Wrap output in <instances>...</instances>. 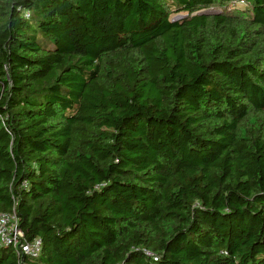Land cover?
I'll return each mask as SVG.
<instances>
[{"label":"trees","instance_id":"16d2710c","mask_svg":"<svg viewBox=\"0 0 264 264\" xmlns=\"http://www.w3.org/2000/svg\"><path fill=\"white\" fill-rule=\"evenodd\" d=\"M233 1L0 0V213L35 263L264 264V0Z\"/></svg>","mask_w":264,"mask_h":264},{"label":"built area","instance_id":"2783aa9c","mask_svg":"<svg viewBox=\"0 0 264 264\" xmlns=\"http://www.w3.org/2000/svg\"><path fill=\"white\" fill-rule=\"evenodd\" d=\"M238 3L246 4L243 0H235L232 6ZM26 16H30L29 11L26 12ZM0 245L11 247L20 264H37L35 260L42 254L43 241L39 237L32 240L27 238L17 209L14 207L11 211L0 213Z\"/></svg>","mask_w":264,"mask_h":264},{"label":"rangeland","instance_id":"374dc122","mask_svg":"<svg viewBox=\"0 0 264 264\" xmlns=\"http://www.w3.org/2000/svg\"><path fill=\"white\" fill-rule=\"evenodd\" d=\"M234 7H235L236 9H244L246 6H245L244 3H238V4L234 5V6L231 5V7L229 6L230 9H232V8H234ZM218 10H220V9L217 8V7H215V8H211V9H209V12H211V11H218ZM181 15H182V14L174 15V18L179 17V16H181Z\"/></svg>","mask_w":264,"mask_h":264}]
</instances>
